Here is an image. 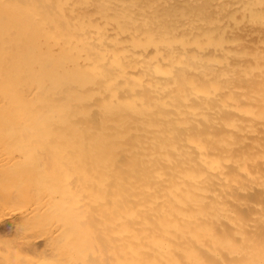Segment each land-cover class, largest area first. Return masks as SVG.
Masks as SVG:
<instances>
[{"label": "bare ground", "instance_id": "6f19581e", "mask_svg": "<svg viewBox=\"0 0 264 264\" xmlns=\"http://www.w3.org/2000/svg\"><path fill=\"white\" fill-rule=\"evenodd\" d=\"M1 219L0 264H264V0H0Z\"/></svg>", "mask_w": 264, "mask_h": 264}, {"label": "rangeland", "instance_id": "374dc122", "mask_svg": "<svg viewBox=\"0 0 264 264\" xmlns=\"http://www.w3.org/2000/svg\"><path fill=\"white\" fill-rule=\"evenodd\" d=\"M8 221L5 219L0 220V240H7L6 237H11V223ZM6 240L0 242V246L4 245L7 242Z\"/></svg>", "mask_w": 264, "mask_h": 264}]
</instances>
